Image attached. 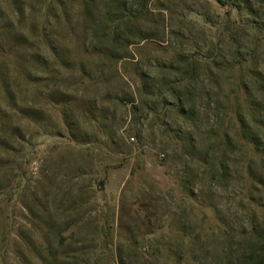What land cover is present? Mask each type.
Here are the masks:
<instances>
[{"label":"rangeland","instance_id":"obj_1","mask_svg":"<svg viewBox=\"0 0 264 264\" xmlns=\"http://www.w3.org/2000/svg\"><path fill=\"white\" fill-rule=\"evenodd\" d=\"M0 264H264V0H0Z\"/></svg>","mask_w":264,"mask_h":264}]
</instances>
